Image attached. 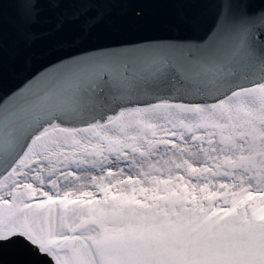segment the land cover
Here are the masks:
<instances>
[{"label": "snow or ice", "instance_id": "obj_1", "mask_svg": "<svg viewBox=\"0 0 264 264\" xmlns=\"http://www.w3.org/2000/svg\"><path fill=\"white\" fill-rule=\"evenodd\" d=\"M0 264H264V0H0Z\"/></svg>", "mask_w": 264, "mask_h": 264}]
</instances>
